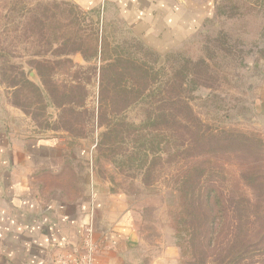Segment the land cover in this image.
Instances as JSON below:
<instances>
[{
  "label": "rangeland",
  "instance_id": "obj_1",
  "mask_svg": "<svg viewBox=\"0 0 264 264\" xmlns=\"http://www.w3.org/2000/svg\"><path fill=\"white\" fill-rule=\"evenodd\" d=\"M189 124L254 141L220 152L212 175L263 211L250 240L261 254L243 262L263 264L264 0H0V181L29 165L45 199L75 201L92 185L120 196L139 237L130 264L171 247L179 264L191 259L173 223L199 151ZM257 155L250 186L240 173Z\"/></svg>",
  "mask_w": 264,
  "mask_h": 264
},
{
  "label": "crops",
  "instance_id": "obj_2",
  "mask_svg": "<svg viewBox=\"0 0 264 264\" xmlns=\"http://www.w3.org/2000/svg\"><path fill=\"white\" fill-rule=\"evenodd\" d=\"M72 1L89 7L92 0ZM33 170L23 165L16 172L22 180L0 181V264H54L60 253L79 254L90 226L97 245L95 264H130L139 237L123 198L92 185L75 201L68 196L45 199L39 184L26 180ZM178 258L171 247L152 264H179Z\"/></svg>",
  "mask_w": 264,
  "mask_h": 264
},
{
  "label": "trees",
  "instance_id": "obj_3",
  "mask_svg": "<svg viewBox=\"0 0 264 264\" xmlns=\"http://www.w3.org/2000/svg\"><path fill=\"white\" fill-rule=\"evenodd\" d=\"M96 47L97 53L98 44ZM94 85L96 86V80ZM91 98L88 93L85 106L80 108L90 107L93 103ZM69 105L70 102L65 103L62 108L68 110ZM94 116L92 112V117ZM189 125V147L199 151L184 166L180 177L182 185L176 188L178 211L173 223L175 235L179 240L178 246L191 256L186 264H207L211 256L215 264H243L247 258L261 254L251 249L256 246L250 240L257 238L258 232L253 229V224L258 216L260 219L259 214L263 211L259 213L260 210L255 209V204L241 191L239 184L236 191L225 192L218 185L213 173L221 170L216 169V163L221 161L218 157L220 152H249L252 151L254 141L235 130L214 133L209 129H197ZM250 154L253 155V152ZM254 157L255 159L246 165L247 170L244 169L240 173L241 181L247 185H250V180L258 184L259 173L255 169L261 156ZM144 158H149L148 151L144 152ZM253 263L256 264V261Z\"/></svg>",
  "mask_w": 264,
  "mask_h": 264
},
{
  "label": "built area",
  "instance_id": "obj_4",
  "mask_svg": "<svg viewBox=\"0 0 264 264\" xmlns=\"http://www.w3.org/2000/svg\"><path fill=\"white\" fill-rule=\"evenodd\" d=\"M97 245L92 227H88L84 236L82 251L79 254H58L54 264H95Z\"/></svg>",
  "mask_w": 264,
  "mask_h": 264
}]
</instances>
